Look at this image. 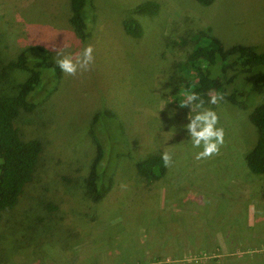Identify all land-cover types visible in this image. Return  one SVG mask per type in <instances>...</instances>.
<instances>
[{
  "label": "rangeland",
  "instance_id": "1",
  "mask_svg": "<svg viewBox=\"0 0 264 264\" xmlns=\"http://www.w3.org/2000/svg\"><path fill=\"white\" fill-rule=\"evenodd\" d=\"M145 1L158 11L143 14ZM69 15V0H0V74L7 73L0 94L27 76L4 69L26 47L43 46L54 62L64 44L65 54L95 49L91 70L62 72L58 86H42L35 108L15 120L21 138L43 148L34 179L0 218V264H264V174L245 163L258 136L248 115L264 96H248L246 109L206 104L220 117L225 144L198 161L178 78L197 31L225 47L264 50V0H89L84 41ZM132 18L139 37L124 28ZM94 132H108L113 144L112 179L99 201L85 182ZM165 151L172 165L144 180L136 162Z\"/></svg>",
  "mask_w": 264,
  "mask_h": 264
},
{
  "label": "trees",
  "instance_id": "2",
  "mask_svg": "<svg viewBox=\"0 0 264 264\" xmlns=\"http://www.w3.org/2000/svg\"><path fill=\"white\" fill-rule=\"evenodd\" d=\"M88 1L69 0L68 21L82 41L89 35L83 15ZM196 1L202 6H209L214 0ZM157 8L153 1L138 4L143 14L153 15L158 11ZM123 25L132 36H141L143 29L136 19H126ZM191 40L192 48L185 56L178 74L179 83L186 91L199 93L206 101L205 105L210 104V95L221 93L224 95L221 102L241 109L248 107V96H264V50L243 43L225 47L218 37L205 31L195 32ZM4 69L25 70L27 76L18 84L15 92L0 94V218L3 211L16 204L34 179L43 148L38 139H22L15 120L22 110L32 111L35 108L42 86L53 83L56 88L62 73L43 46L24 48L6 63ZM6 75V72L0 74V78ZM101 114L112 118L108 110L101 111ZM97 115L94 116V122H97ZM248 118L257 129L258 136L254 146L245 155V163L252 173L264 174V101L250 111ZM103 134L99 136L94 132L96 154L85 178L87 192L94 201H99L106 194L112 179L108 169L113 156V144L108 141L111 139L109 133ZM161 157L160 153H152L138 160L135 164L138 174L144 180L156 181L167 168Z\"/></svg>",
  "mask_w": 264,
  "mask_h": 264
},
{
  "label": "clouds",
  "instance_id": "3",
  "mask_svg": "<svg viewBox=\"0 0 264 264\" xmlns=\"http://www.w3.org/2000/svg\"><path fill=\"white\" fill-rule=\"evenodd\" d=\"M68 45L56 49V64L60 70L69 76H76L78 72L91 70L95 63L94 46L89 44L81 52L72 55L65 54ZM195 86H193L194 88ZM184 98L179 102L181 108L191 107L188 123L185 127L191 137V143L194 148L201 149L195 154L196 160H208L220 154L221 147L225 144V130L218 127L220 117L216 111L206 108V101L194 90L183 93ZM224 100V95L217 93L210 95L209 103L218 105ZM199 109L193 116L191 112ZM164 167L172 165V155L165 151L162 154Z\"/></svg>",
  "mask_w": 264,
  "mask_h": 264
}]
</instances>
